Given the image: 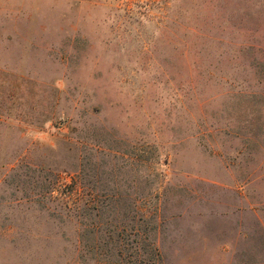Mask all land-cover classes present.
<instances>
[{
	"label": "rangeland",
	"instance_id": "rangeland-1",
	"mask_svg": "<svg viewBox=\"0 0 264 264\" xmlns=\"http://www.w3.org/2000/svg\"><path fill=\"white\" fill-rule=\"evenodd\" d=\"M144 263L264 264V0H0V264Z\"/></svg>",
	"mask_w": 264,
	"mask_h": 264
},
{
	"label": "trees",
	"instance_id": "trees-1",
	"mask_svg": "<svg viewBox=\"0 0 264 264\" xmlns=\"http://www.w3.org/2000/svg\"><path fill=\"white\" fill-rule=\"evenodd\" d=\"M156 251L159 252V251L157 250V248H156ZM159 254H160V253H159ZM159 254H158V255H159ZM144 264H145V263H144Z\"/></svg>",
	"mask_w": 264,
	"mask_h": 264
}]
</instances>
